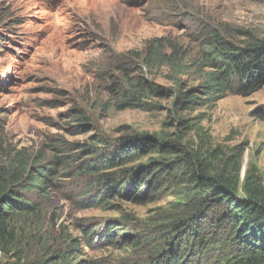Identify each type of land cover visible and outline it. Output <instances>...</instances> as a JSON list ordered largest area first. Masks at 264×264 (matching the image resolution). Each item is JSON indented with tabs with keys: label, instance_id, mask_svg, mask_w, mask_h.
I'll use <instances>...</instances> for the list:
<instances>
[{
	"label": "rangeland",
	"instance_id": "rangeland-1",
	"mask_svg": "<svg viewBox=\"0 0 264 264\" xmlns=\"http://www.w3.org/2000/svg\"><path fill=\"white\" fill-rule=\"evenodd\" d=\"M207 29L240 45L264 36V0H0V160L19 151L45 161L63 157L56 161L50 198L31 195L38 211L15 216L14 243L0 239V264H52L66 250L82 264H136L167 234L188 185L187 156L156 153L128 165L153 167L162 156L168 163L157 184L150 177L139 190L141 202L122 194L90 206L100 192L98 172L81 167L90 159L78 147L84 143L115 145L136 132L183 143L188 156L216 150L220 160L242 144V183L249 171L252 183L264 185V87L193 110L164 97V109L144 111L111 105V80L97 76V70L118 75L117 66L125 64L169 94L182 84L199 87L208 70L199 63ZM156 37L176 44L167 49L176 64L140 70L130 53ZM135 182L131 177L124 192ZM152 183L155 191L148 189ZM110 226L116 228L113 237ZM137 232L147 234L149 243L127 241Z\"/></svg>",
	"mask_w": 264,
	"mask_h": 264
},
{
	"label": "trees",
	"instance_id": "trees-1",
	"mask_svg": "<svg viewBox=\"0 0 264 264\" xmlns=\"http://www.w3.org/2000/svg\"><path fill=\"white\" fill-rule=\"evenodd\" d=\"M176 47L171 39L156 37L146 43L143 51L130 54L133 63L139 62L140 70L143 66H175L167 49ZM199 56L201 69H208L203 83L190 89L182 84L179 91H170V94L167 88L145 75H132L125 64L117 66L118 75L97 70V76L111 80L108 85L111 105L144 111L164 109L161 102L164 97L174 96L176 108L184 106V110H193L228 94L250 96L264 87V36L253 35L246 44L240 45L227 40L217 30L207 29ZM197 91H202V95ZM78 147H84L82 152L90 155V159L81 163L82 169L98 172L95 175L100 194L89 199L90 206L103 201L110 203V197L122 194L141 202L139 190L150 177L155 184L159 182L168 166L166 158L156 160L153 167L138 169L128 165L156 153L187 156L182 159L189 173L183 204L174 220L168 223L167 234L159 237L144 262L136 264H264V185L252 183L249 171L242 183L244 145H236L234 152L221 160L216 150H196L188 156L183 143L160 142L159 138L136 132L122 136L115 145L96 147L84 143ZM61 158L55 156L54 160L45 161L19 151L8 153L0 160V239L6 245L16 240L17 229L13 225L16 217L38 211L37 200L31 195L50 198V188L56 185L53 184L56 161ZM76 158H80V153ZM131 177L136 181L135 186L124 192ZM148 189L156 190L153 183ZM109 228V236H115V226ZM125 238L139 247L150 241L141 232ZM57 259L52 264H82L73 251H61ZM87 264L95 262L87 261Z\"/></svg>",
	"mask_w": 264,
	"mask_h": 264
}]
</instances>
